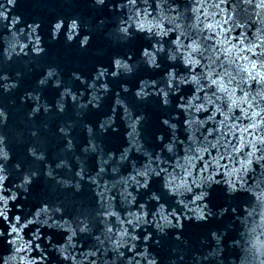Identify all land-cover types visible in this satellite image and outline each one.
<instances>
[{
  "label": "water",
  "instance_id": "water-1",
  "mask_svg": "<svg viewBox=\"0 0 264 264\" xmlns=\"http://www.w3.org/2000/svg\"><path fill=\"white\" fill-rule=\"evenodd\" d=\"M262 77L264 0H0V264H264Z\"/></svg>",
  "mask_w": 264,
  "mask_h": 264
},
{
  "label": "snow or ice",
  "instance_id": "snow-or-ice-1",
  "mask_svg": "<svg viewBox=\"0 0 264 264\" xmlns=\"http://www.w3.org/2000/svg\"><path fill=\"white\" fill-rule=\"evenodd\" d=\"M9 2L10 3H12L13 2V0H9ZM95 2L98 4V5H103L104 3H105V0H95ZM78 78V77H77ZM252 79H256L255 77H252ZM261 79H264V77H262ZM165 103H167V101L165 100ZM3 114L2 113H0V116H2ZM5 157L3 156V154L2 153H0V159H4ZM0 179H2V177H0ZM147 183V181L145 180V184ZM170 184L172 183V182H169ZM166 187H167V185H166ZM154 199H156V197L154 196L153 197ZM0 215H2V213H0ZM201 218H203V217H201ZM82 231H83V229H82ZM65 259H67V257H65Z\"/></svg>",
  "mask_w": 264,
  "mask_h": 264
}]
</instances>
